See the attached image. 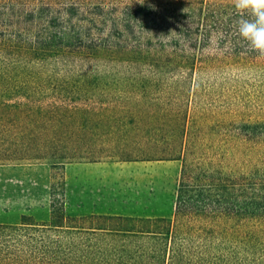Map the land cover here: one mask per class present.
<instances>
[{
  "label": "trees",
  "instance_id": "trees-1",
  "mask_svg": "<svg viewBox=\"0 0 264 264\" xmlns=\"http://www.w3.org/2000/svg\"><path fill=\"white\" fill-rule=\"evenodd\" d=\"M241 18L233 0H0V161L180 163L171 216L51 206L0 223V264H264V54ZM100 134L123 145L82 142Z\"/></svg>",
  "mask_w": 264,
  "mask_h": 264
},
{
  "label": "rangeland",
  "instance_id": "rangeland-1",
  "mask_svg": "<svg viewBox=\"0 0 264 264\" xmlns=\"http://www.w3.org/2000/svg\"><path fill=\"white\" fill-rule=\"evenodd\" d=\"M96 141L97 147L123 145L121 136L113 139L102 134L82 142ZM179 171V162L120 163L114 158L58 160L55 167L48 159L0 161V223L25 218L33 224H48L51 206L62 207L75 225L102 214L167 218L173 213Z\"/></svg>",
  "mask_w": 264,
  "mask_h": 264
},
{
  "label": "clouds",
  "instance_id": "clouds-1",
  "mask_svg": "<svg viewBox=\"0 0 264 264\" xmlns=\"http://www.w3.org/2000/svg\"><path fill=\"white\" fill-rule=\"evenodd\" d=\"M233 8L242 16L237 28L240 38L264 54V0H233Z\"/></svg>",
  "mask_w": 264,
  "mask_h": 264
}]
</instances>
